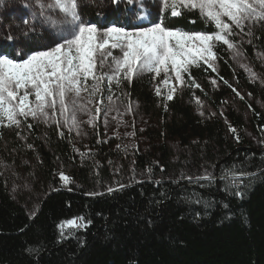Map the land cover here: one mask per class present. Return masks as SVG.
Listing matches in <instances>:
<instances>
[{"label":"trees","instance_id":"16d2710c","mask_svg":"<svg viewBox=\"0 0 264 264\" xmlns=\"http://www.w3.org/2000/svg\"><path fill=\"white\" fill-rule=\"evenodd\" d=\"M161 16L173 29L215 31L214 25L205 24L196 11H182L178 17L163 12ZM89 19L96 25L102 22L95 14H89ZM242 48L259 69L256 53H264V23L253 29L251 44ZM215 50L220 71L216 73L201 63L191 76L197 81L236 79L240 89L264 102V89L235 68L225 47L219 45ZM3 51L15 56L9 42ZM128 93L146 115L158 119L160 131L188 153L174 164L162 143L157 166L144 156H136L141 169L153 172L152 181L94 194L88 185L97 170L82 165L72 136L57 129H47L43 134L35 130V153L28 156L50 190L30 219L12 200L0 172V264H264V150L248 142L241 117L233 111L226 114L235 133H228L218 119L202 123L186 103L187 98L158 97L151 76L133 81ZM219 95L224 98L226 92ZM249 107L252 125L263 132L264 115L255 104ZM91 142L102 172L112 159L102 121L97 123ZM199 163L211 165L216 178L212 186L197 189L203 202L196 204L188 183L179 180V173L199 168ZM60 164L72 169L78 188H63L55 176ZM234 165L240 172L253 174L240 184L242 195L223 191L219 178ZM77 217H84L87 227L65 225L61 235L59 226Z\"/></svg>","mask_w":264,"mask_h":264},{"label":"snow or ice","instance_id":"6c2138e0","mask_svg":"<svg viewBox=\"0 0 264 264\" xmlns=\"http://www.w3.org/2000/svg\"><path fill=\"white\" fill-rule=\"evenodd\" d=\"M120 2L112 0L113 4ZM124 2L128 5L138 2L143 11L138 19L147 18L143 0ZM158 2L161 12H167L171 17L180 16L182 11L197 10L204 23L214 25L215 31L173 29L165 24L163 16L151 26H141L131 31L115 25L98 28L96 24L82 20L78 0H32V20L24 21L27 27L21 31V35L29 38L33 34L34 39L35 35L43 36L46 31L50 43L25 51L20 59H17L21 55L19 48L15 56L0 52V126L19 128L22 121L31 118L43 123L51 120L59 127L61 122L56 118L59 113L69 130L73 127L79 129L81 122L78 114L91 115L87 104H92L94 98L98 95L101 97L96 101L97 105H103L105 99L112 102L113 82L119 88L123 82L130 83L133 78L146 74H154L155 78L164 73L162 83L167 85L173 78L169 73H174V79L184 85L182 74L190 75L191 66H199L203 61L212 67L217 42L235 48V44L229 40L235 34L234 28L242 31L246 21H264V0ZM248 34L251 35L250 32ZM5 39L11 42L18 37L9 33ZM195 86L200 87L199 84ZM176 90V87L169 88L168 100L173 98ZM105 91L108 93L106 96ZM156 94L160 95L159 87ZM101 110L99 106L95 108L97 113ZM128 110H131L130 106ZM104 111L107 115L111 108L105 106ZM96 119V116H92L87 123L92 124ZM27 126L32 127L31 124ZM230 130L233 133L236 131ZM60 135L63 136V133ZM235 167L222 174L221 179H228L226 187L236 188L235 194L242 195L238 190L240 183L253 174L244 171L237 174ZM60 178L65 184L70 182L63 173H60ZM188 179L193 180L192 177ZM194 179L195 182H211L214 177L205 174ZM109 191L113 189L109 188ZM65 225L72 229L87 227L84 217H77L59 226L61 235Z\"/></svg>","mask_w":264,"mask_h":264},{"label":"rangeland","instance_id":"374dc122","mask_svg":"<svg viewBox=\"0 0 264 264\" xmlns=\"http://www.w3.org/2000/svg\"><path fill=\"white\" fill-rule=\"evenodd\" d=\"M78 4V10L83 21L91 23L89 14H95V16H99L102 19L100 25H97L98 28H104V25L107 24V27L113 25L124 26L131 31L141 26H151L152 23L158 21L163 13L160 10L158 0H143V10H146L147 13L146 19H138V16L143 14L138 2L128 5L124 0H121L118 4H113L112 0H78ZM33 10L32 0H0V52L4 53L3 50L7 42H9L5 37L9 33L14 37H18V39L9 43L13 45L14 52H16L17 48L21 50L19 59L23 58L25 51L34 50L50 43L46 31L43 36L35 35L34 39H32L33 34H30L29 38L21 35V31L27 27L24 21L29 20L31 22L32 20ZM193 11L198 12L197 10ZM116 15H118L117 18ZM104 20H107L108 23H105ZM260 23H264V21H246L242 31L234 28L235 34L229 37V40L235 44V48H229L228 45L222 42H217L216 47L223 45L235 68L244 72L247 79L258 86L259 89H264V53L257 51L256 57L260 63V68L256 69L242 48L244 45L251 44L249 41H252V31ZM249 32L251 35L248 34ZM216 47L213 50L215 59L211 61L212 67H209L203 61L200 64L203 63L212 71L218 73L221 63L215 50ZM198 67L191 66L189 69L190 75L189 73L182 74L185 81L184 85H181L179 81L174 79V73H169L173 78L167 85L162 83L164 73H161L160 77L155 78H153L154 74H146L144 76H151L153 79V92L155 94L156 88H160V95L156 94L158 97L167 98L169 88L176 87L177 90L173 93L171 100L177 96L187 98L186 103L192 106L195 115L202 123L218 119L222 121L228 133L231 132V123L226 118V114L229 111H233L243 121L244 133L248 142L254 148L264 150V131L259 132L252 125L249 107L251 103L255 104L264 115V102L261 99L252 98L240 89L236 83V79L224 82H220L215 78H208L203 81L195 80L191 76V73ZM140 78H133L130 83L125 81L119 88L113 82L112 92L114 94L112 102L110 103L105 99L103 105H97L96 101L101 97L98 95L94 98L92 104H87V107L91 110V115L86 113L78 114L77 118L81 122L79 129L73 127L69 130V127L64 125L63 118L59 116V113H57L56 117L61 122L59 127L52 123L51 120L48 123H43L31 118H28L26 122L22 121L19 128L15 126H0V172L12 200L26 211L30 219L36 216L42 201L50 190L49 185L39 178L34 167L35 164L28 156L29 153H35V148L33 147V133H36L35 130L43 134L47 129H57L59 132H67L72 136L73 146L82 165L94 167L97 170L94 176L95 179L91 180L88 185L89 192L94 194H102L103 191H109V188L115 190L133 184L152 181L154 178L153 172L141 169L137 165L136 156H144L149 162L155 163L154 165L157 166L158 162L156 158H159V146L162 143L168 147L174 164L178 163L185 153H188L181 148L175 139L168 138L163 134L160 131L161 123L158 119L155 116L146 115L142 111L140 104L130 97L128 86ZM196 84H199L200 87L197 88ZM221 91L226 92L224 98L219 95ZM107 94L105 91L104 95L106 96ZM84 95L87 96V93ZM97 106L102 109L99 113L95 111ZM105 106L111 108V111L107 115H105L104 111ZM129 106L130 111L128 110ZM92 116H96L97 119L92 124L87 123ZM99 121H102L105 143L110 146L109 149L112 155V159L108 162L106 168L102 169V172L99 171L103 166L98 162L91 147L94 130ZM28 124H31L32 127L29 128ZM158 133L159 137H156ZM41 137L43 139L44 135ZM199 164L197 165L201 166L199 168L194 170L185 169L179 173V180L188 183V187L192 191L191 200L196 204L203 202V198H201L197 189L210 186L216 178L211 165ZM225 172L223 171L222 174ZM235 172L239 174L240 170L235 168ZM60 173L67 176L70 182L65 184L60 178ZM205 174L214 177V179L211 182L208 180L195 182V177ZM222 174L219 178L223 185V191L234 195L237 189L226 187L229 181L228 179H221ZM55 176L63 188L67 190H72L75 187L78 188V183L74 178L72 169L64 164L58 165ZM188 177H192L193 180L190 181Z\"/></svg>","mask_w":264,"mask_h":264}]
</instances>
